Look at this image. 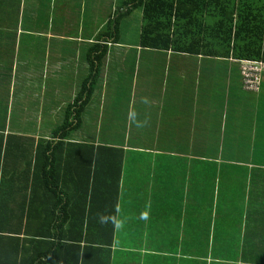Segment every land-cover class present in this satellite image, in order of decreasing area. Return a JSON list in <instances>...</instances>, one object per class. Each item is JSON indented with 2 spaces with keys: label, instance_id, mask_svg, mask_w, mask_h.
Here are the masks:
<instances>
[{
  "label": "crops",
  "instance_id": "1",
  "mask_svg": "<svg viewBox=\"0 0 264 264\" xmlns=\"http://www.w3.org/2000/svg\"><path fill=\"white\" fill-rule=\"evenodd\" d=\"M117 1L0 0V259H8L5 264H24L42 254L46 232L75 234L84 213L95 235L108 232L111 201L93 203L88 179L79 178L92 159L83 148L54 149L47 143L89 73L85 58L93 39L71 35L72 29L99 32ZM120 48L107 52L97 96L83 116L99 123L97 137L114 139L113 147L123 151L114 239L111 246H98L104 250L99 255L110 258L88 264H205L188 254V204L204 171L194 160L206 153V125L217 128L212 136L225 139L236 138L241 127L245 137L261 132L264 88L257 95L241 92L240 68L226 61L207 66L199 58ZM215 94L223 97L220 102ZM221 100L234 115L216 116ZM49 163L52 175L45 176ZM105 164L101 160L98 171ZM99 184L106 187L102 178ZM151 234L162 240L159 246L149 240ZM157 247L165 254L155 253ZM254 255L245 264H264Z\"/></svg>",
  "mask_w": 264,
  "mask_h": 264
},
{
  "label": "trees",
  "instance_id": "2",
  "mask_svg": "<svg viewBox=\"0 0 264 264\" xmlns=\"http://www.w3.org/2000/svg\"><path fill=\"white\" fill-rule=\"evenodd\" d=\"M117 3L118 9L110 13L107 26L99 32L89 27L81 32L77 28L72 29L71 35L93 39L92 48L85 58L89 73L66 107L63 122L47 143L54 149L83 148L87 152L84 156L92 159V164L89 161L86 166L88 173L79 178L88 179L93 189L90 193L93 203L97 200L111 201L108 232L95 235L91 219L87 214H81L75 234L46 232L43 253L35 254L24 264H42L43 261L45 264H88L92 259L110 258L108 253L99 255L104 254V250L98 246H111L114 239L123 151L113 147L114 139L109 142L108 138L97 137L99 123L96 120L86 122L83 116L97 96L107 52L113 47H122V38L128 37V30L123 32V26L134 19L138 23L141 18L135 46L140 50L199 58L207 66H212L215 61L219 65L221 60L229 66H239L241 61L264 63V0H118ZM136 12L140 16H135ZM239 82L241 92H245L241 77ZM263 88L264 80L259 91L245 93L257 95ZM214 98L223 97L215 94ZM128 109L126 102L123 110L127 112ZM216 112V116L225 112L235 113L230 105ZM233 122L240 123L238 119ZM261 127V132L247 137L241 127L236 131V138L225 139L212 136L217 128L206 125V153L203 158L199 155L194 160L204 168L203 180L199 182L195 198L188 204L190 259L204 260L205 264H245V258L250 254L264 259V121ZM85 128L89 131H81ZM74 133L77 134L73 136ZM100 158L106 164L98 171ZM51 166L49 163L45 167V176L52 175ZM99 178L103 179L106 187L99 184ZM49 225L48 230L52 231L51 219ZM156 235L151 234L149 240L159 246L162 240H153ZM100 237L107 238L108 242L100 243ZM63 240L71 242V245L62 248ZM162 250L158 248L155 253H163ZM7 260L0 259V264Z\"/></svg>",
  "mask_w": 264,
  "mask_h": 264
},
{
  "label": "built area",
  "instance_id": "3",
  "mask_svg": "<svg viewBox=\"0 0 264 264\" xmlns=\"http://www.w3.org/2000/svg\"><path fill=\"white\" fill-rule=\"evenodd\" d=\"M240 77L246 91H259L264 80V63L259 61H241L239 64Z\"/></svg>",
  "mask_w": 264,
  "mask_h": 264
},
{
  "label": "rangeland",
  "instance_id": "4",
  "mask_svg": "<svg viewBox=\"0 0 264 264\" xmlns=\"http://www.w3.org/2000/svg\"><path fill=\"white\" fill-rule=\"evenodd\" d=\"M138 15V12L135 13V16ZM140 16V15H138ZM139 23V24H138ZM136 22V19L129 21L128 24H126L125 26H123V32H125L126 30H128V37H123L122 38V48H120L121 50H128V49H136V43H137V39L139 38V31L140 29H138L141 26V18L139 22ZM138 29V30H137ZM137 30V34L135 33ZM133 46V47H131ZM260 123L262 125L261 119H260Z\"/></svg>",
  "mask_w": 264,
  "mask_h": 264
}]
</instances>
